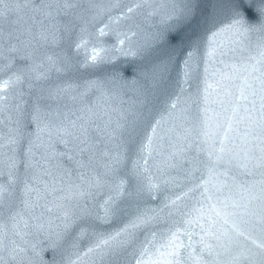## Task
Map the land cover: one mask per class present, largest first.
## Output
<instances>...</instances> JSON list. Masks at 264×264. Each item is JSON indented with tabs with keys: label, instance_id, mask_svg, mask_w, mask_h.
I'll use <instances>...</instances> for the list:
<instances>
[{
	"label": "snow or ice",
	"instance_id": "6c2138e0",
	"mask_svg": "<svg viewBox=\"0 0 264 264\" xmlns=\"http://www.w3.org/2000/svg\"><path fill=\"white\" fill-rule=\"evenodd\" d=\"M201 5L202 0L4 3L0 73L6 78L0 80V124L6 130L0 131V165L6 171L0 175L6 181L0 183V216L18 223L22 212L27 213L39 231L45 228L41 218L56 214L58 231L52 233L50 247H65L63 264H264V0H212L210 10ZM21 12L29 21L23 31L11 19L16 16L18 24ZM72 14L86 25L75 47L92 45L86 64L102 62L101 53L151 56L150 45L136 52L121 47L132 44L142 22L151 21L163 41L157 62L137 86V98L103 128L96 126L108 141H120L123 151L115 156L97 146L104 140L91 141L84 123H53L52 114L40 106L41 97L31 114L36 131L23 150L14 94L26 80L61 71L56 65L65 61L45 48L56 42L58 18ZM108 40L114 42L105 47ZM45 131L49 136L54 131L62 143L88 145L93 156L99 152L104 173L63 186L39 161L29 162L27 167L40 171L26 177L20 188L18 157L22 151L30 157ZM129 152L138 154L132 165L138 180L134 192L127 190L125 180L115 178ZM155 157L161 158L159 175L147 167ZM225 163L261 178L238 190L213 183ZM101 189L111 194L94 212L87 200ZM195 192L200 198L193 201L189 194ZM144 194L152 200L162 196L163 201L157 208L133 202ZM115 222L119 225L111 227ZM24 227H30L27 221ZM15 235L23 240L28 233ZM13 244L10 250L5 246L0 264H32L35 246Z\"/></svg>",
	"mask_w": 264,
	"mask_h": 264
},
{
	"label": "water",
	"instance_id": "95a60500",
	"mask_svg": "<svg viewBox=\"0 0 264 264\" xmlns=\"http://www.w3.org/2000/svg\"><path fill=\"white\" fill-rule=\"evenodd\" d=\"M18 2H23V0H4V3L9 5ZM158 2L164 3L165 0H158ZM4 3H0V11H3ZM211 3L212 0H202L201 6L204 10H210ZM19 16L18 24L16 23V16H12L11 19L13 26L23 31L29 24L28 14L21 12ZM0 26H5L3 20H0ZM85 26L84 21L78 18L77 14L58 18L56 21L58 29L56 42L47 45L45 51L65 61L63 66L59 63L56 65L61 67V71H51L47 74L46 79L26 80L16 90L14 103L20 105L19 112L21 114L19 119L23 124L22 131L24 133L23 150L27 149L28 141L32 138L30 134L36 131L35 123H30L31 114L34 105L37 103V97H41L39 100L40 106L44 111L52 114L53 123L63 121L67 124L69 121H75L77 126L84 123L86 127H90L89 136L92 142L104 140L103 145L97 144L101 151H110L113 156L118 151H123L119 147L120 141L116 139L108 141L106 137L96 131V126L99 125L103 128L109 117L115 118L117 111L127 108L129 103L137 98V86L143 82L145 72L150 71L153 64L157 62L156 57L159 55L163 41L158 39L156 35L158 29L152 25L151 21L142 22L138 31L134 29V31H137V35L132 37V44L126 43L121 47L136 52L137 48L147 49L150 45L151 56L101 53V55H104L102 62H97L94 65L91 62L86 64V58L92 54V45L81 49L75 47L79 41L81 29ZM113 42L108 40L105 47H110ZM5 78L6 76L0 73V80ZM213 107L215 106L213 105ZM191 110L195 113L197 106L192 105ZM165 127H168V125ZM4 130H6L4 125L0 124V131ZM61 139L62 137L56 135L54 131L51 136L45 131L41 135L43 143L40 147L33 148V154L30 157L23 155L22 151L17 163L20 188L23 187L22 182L24 179L30 177L34 171L39 172L40 168L52 173V176L63 186L79 185L82 177L90 179L97 174L104 173L105 160L100 157L99 152H96V155L93 156L87 150L88 145L78 144L75 140L62 143ZM64 139L67 138L64 137ZM164 147L167 151V145ZM81 148H84L85 151L81 152ZM93 151L96 150L93 149ZM137 159V153H127L115 177L127 182L125 187L129 192H134L137 188L138 180L132 175V165ZM37 161H39L40 168L27 167L29 162L35 164ZM160 163V157L149 159L147 167L150 173L157 172L156 165ZM5 171L6 169L0 165V173ZM217 172L220 175L213 183H226L236 190L240 185L261 178L259 175H250L245 169L227 163L222 164ZM172 174L175 175V173ZM157 175H159L158 172ZM50 178L46 177V179ZM152 178L154 182L157 181V177ZM5 181L6 177L0 175V183ZM183 190L187 191V188ZM110 194L107 189L95 191L93 193L95 199L89 197L87 202L93 206L94 212L100 211L98 206L103 204ZM224 194H229L227 189H225ZM154 195L156 194L154 193ZM189 195L193 201L200 198L199 192L190 193ZM20 198L22 197L17 193L18 208L21 207L19 205ZM136 200H139L141 207L157 208L161 205L163 197L159 196L158 199L152 200L144 194L133 198V202ZM22 214L23 220L18 218V223L8 219L6 215L0 216V256L6 254L4 251L5 246L10 250L14 246L13 242L23 246L26 241L27 246H35V254L30 252V255L33 256L32 264H63V258L67 254L65 247L57 249L50 247L55 239L52 233L58 231L56 225L59 221L55 219L56 214L51 216L46 214L42 217L39 222L43 223L45 228L39 231L35 228L37 221L29 219L27 213L22 212ZM100 214L102 215V212ZM25 221L30 225L29 228L24 227ZM49 221H51L50 225ZM118 225L119 222H115L111 227ZM16 232H26L28 235H25L21 240V237L15 235Z\"/></svg>",
	"mask_w": 264,
	"mask_h": 264
}]
</instances>
